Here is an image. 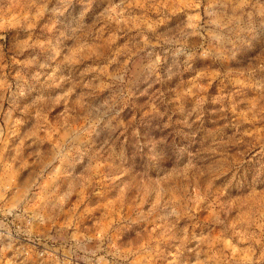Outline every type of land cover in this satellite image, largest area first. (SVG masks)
I'll use <instances>...</instances> for the list:
<instances>
[{
    "label": "rangeland",
    "instance_id": "1",
    "mask_svg": "<svg viewBox=\"0 0 264 264\" xmlns=\"http://www.w3.org/2000/svg\"><path fill=\"white\" fill-rule=\"evenodd\" d=\"M0 264H264V0H0Z\"/></svg>",
    "mask_w": 264,
    "mask_h": 264
}]
</instances>
